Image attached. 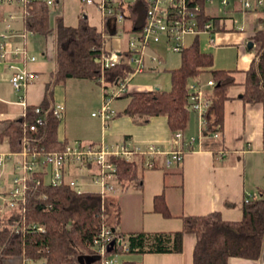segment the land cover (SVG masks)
Returning <instances> with one entry per match:
<instances>
[{"label":"trees","instance_id":"obj_1","mask_svg":"<svg viewBox=\"0 0 264 264\" xmlns=\"http://www.w3.org/2000/svg\"><path fill=\"white\" fill-rule=\"evenodd\" d=\"M47 0H27L22 5V26L25 31L45 37L53 34L54 68L45 84L43 97L38 106L47 110L43 125L36 131H28L27 125L34 122V107L26 106L24 114L14 119L0 121V143L5 139L9 152L21 149L24 142L39 152L59 151L65 141L56 138L58 120L52 107V87L69 78L87 79L112 85L128 79L132 74L128 62L129 52H119L120 62L111 68H101L99 58L106 54L103 49L101 31L89 25L85 16L76 27L67 26L57 14L49 22L50 10ZM200 5L199 26L210 18L204 13V2ZM128 21L125 32H139L144 24L145 5L143 0H126ZM255 40L260 42L255 59L245 71L243 91L240 98L246 103H259L264 110V33H258ZM180 63L169 70V89H151L125 94L127 102L115 116L125 115L136 124L146 123L150 117L164 116L168 129L173 133L182 131L189 118L187 109L188 84L201 73L208 75L214 84L209 89V106L204 114L206 138L219 133L222 121V103L227 98L226 89L233 84L227 70L213 69L212 57L202 51L194 36L191 43L180 51ZM20 119V120H19ZM136 162L119 161L116 178L119 185L128 187L133 182L141 186ZM35 174L28 182L24 202L16 209L0 217V264L15 256L29 260H41L43 264H79L78 257L93 258L88 244L99 230L106 226L115 231L119 221V207L110 197L101 198L93 191L76 193L67 185L35 184ZM152 211L162 217L170 213L162 193L152 198ZM113 215L114 223L109 224ZM181 228L168 232L139 231L125 237L127 250L115 247L110 253H179L182 236H194L192 264H226L228 257L257 259L264 244V197L244 199L241 217L238 221H225L218 212L199 216H181ZM41 228V230H39ZM112 232V231H111ZM109 253H107L108 255ZM96 260L92 264H96ZM120 264H139L123 260Z\"/></svg>","mask_w":264,"mask_h":264},{"label":"crops","instance_id":"obj_2","mask_svg":"<svg viewBox=\"0 0 264 264\" xmlns=\"http://www.w3.org/2000/svg\"><path fill=\"white\" fill-rule=\"evenodd\" d=\"M50 1L53 5L50 16L54 17L59 14L62 17V7L59 8L60 0ZM254 1L256 3L253 7L241 4L239 1L235 2L236 5L232 6V11L238 14L232 13L234 16L229 15L228 0L223 6L220 2V6L215 3V6L217 5L215 8L212 7L211 0L203 5L204 13L210 18L208 21L211 24L210 30L201 32L207 36V46L215 50V55L226 50L233 52V61H229L230 64L226 66H214L212 58L213 69L227 70L233 78V84L226 89L227 98L222 103L221 127L216 138H206L200 135L198 117L196 116L197 119L195 117L197 122L195 119L192 121L189 114L182 135L183 139L193 138L191 148L184 150L178 166L165 168L162 165V159L168 152L177 149L180 145L179 142L173 140L172 132L168 129L164 116L150 117L146 123L136 124L128 116L119 115L113 117L107 131L104 130L111 137L117 138L118 142L122 141L128 146L144 148L147 145H154L162 152L154 156L156 164L153 168H142L139 161L136 163L141 186H143L144 172H160L159 191L154 195L163 194L170 216L162 217L159 213L153 212L151 206L150 212L156 214L159 219H155L156 222L151 228L142 227L141 231H175L181 228V216H199L210 212H218L221 219L225 221H238L241 217V204L244 199L264 197V110L259 103H246L240 98L245 71L255 59L260 45V42L255 40V36L258 33H264V0ZM2 2H7L8 6L12 2L16 3L13 0H0V3ZM16 5L19 4L16 3ZM13 9H15L14 6ZM12 15H14L13 12L6 11V7L0 5V33L3 34L0 46L4 52L3 58L0 57V121L19 117L28 105H39L45 84L49 81L54 68L53 34L48 33L45 36L46 42L41 55L45 56L46 60H36L34 56L27 54L26 36L34 34L23 29L22 10L19 17L20 25L16 23L17 17ZM227 17L233 21H228ZM89 25L101 31L105 51L111 47L112 51L119 52L117 40L110 38L117 36L118 31L125 33L124 27L117 26L120 23H115L112 19H103L100 16L98 27L94 24ZM213 32L214 39L211 36ZM194 36L197 37L193 35V38ZM248 41L253 43L249 49L246 47ZM253 48L254 54L252 55L250 51ZM15 49H22L23 53L18 54ZM30 57H33V60H30ZM20 70L33 74V78L23 90V105L18 103L17 93L9 84L11 75ZM208 79L210 78L206 80ZM127 89L128 93H131L149 91L151 87L129 86L128 88L127 86ZM51 104L60 107L61 120H63L66 110L62 105H55L53 91ZM60 123L63 124L59 121L58 124ZM56 138L59 141L68 142L64 133L59 136L58 125ZM83 140L87 141L85 143L98 142L96 137L89 136H84ZM2 209L0 208V217L4 216ZM118 229L119 231L115 228V231L123 235L132 233L122 227ZM193 244V234L184 233L182 249L179 253L129 254L125 260H133L139 264H192ZM32 261L22 256H15L4 260L2 264H30ZM40 263L43 264L41 260ZM226 264H264V244L259 258L228 257Z\"/></svg>","mask_w":264,"mask_h":264},{"label":"built area","instance_id":"obj_3","mask_svg":"<svg viewBox=\"0 0 264 264\" xmlns=\"http://www.w3.org/2000/svg\"><path fill=\"white\" fill-rule=\"evenodd\" d=\"M9 1V0H8ZM17 4L24 5L27 0H14ZM82 3L94 4L100 16L103 19H112L115 23H121L127 15L125 8L126 0H80ZM204 3L210 0H202ZM51 4L50 0L46 1ZM145 5L144 24L139 32L131 33L127 40V51L129 52L128 62L133 63L134 72H140L144 69L143 65V49L150 48L152 45H160L164 50L179 51L184 47L180 43V39L185 35H197L211 28L209 21H205L199 26L200 5L197 0H143ZM223 6L225 0H220ZM244 5H247L246 3ZM3 34L0 33V39ZM0 46V57L3 58L4 52ZM16 53H23L22 49H15ZM151 57V61L158 59ZM33 60V57L29 58ZM120 62L119 52H107L99 58L101 68H111ZM33 78V74L20 70L13 73L9 79L11 88L18 92V103L23 105V95L20 91L24 90L26 84ZM128 79L115 82L112 85L103 84L102 102L100 107L91 116L98 117L103 127H105L114 117V113L110 108V103L114 98L120 97L126 87ZM214 82L211 79L204 83L193 80L188 84V100L187 109L196 114L198 117V131L203 135L205 131V119L209 106V89ZM52 116L60 121L62 112L60 107L52 106L50 109ZM47 110L43 112L38 106L34 107V122L28 124V131L34 132L37 126L43 125ZM24 112L22 113V115ZM217 133L211 135L212 138L217 137ZM175 142H179L180 147L168 152L162 159V165L165 168L178 166L182 160L184 150H189L193 143V138L183 139L182 131L172 133ZM162 154V152L154 145H147L144 148L131 147L124 142L108 144L101 142H65L59 151L39 152L34 146L28 142H24L21 149L16 152L0 154V165L10 157H16V161L11 164V181L10 187H0V200L3 202V209H16L18 204L24 202V195L28 188V182L31 178L38 174L40 178L35 179V184L44 183L43 175H50V185H67L76 193L84 192L71 175V168L78 170L86 169L89 171V179L93 184L99 186L97 193L101 198L109 197V193L113 191L112 182L119 185L116 178V168L119 161L137 162L139 161L142 168H153L156 164L154 156ZM41 230V228H39ZM113 240V247H121L125 252L127 250L126 242L122 237L115 235L111 230L101 225L90 243L88 249L93 255L98 256L96 264H113L114 259L108 258L106 247ZM119 241V245L117 244Z\"/></svg>","mask_w":264,"mask_h":264},{"label":"rangeland","instance_id":"obj_4","mask_svg":"<svg viewBox=\"0 0 264 264\" xmlns=\"http://www.w3.org/2000/svg\"><path fill=\"white\" fill-rule=\"evenodd\" d=\"M5 1V0H4ZM14 1V0H13ZM95 1V0H94ZM212 7L215 8L219 5L220 0H211ZM227 1V0H226ZM239 1L241 4H248L251 7L254 6L256 1L254 0H228V7L230 10L229 15L234 16L232 9ZM236 2V3H235ZM13 3V4H12ZM9 6L7 2H2L0 5L6 7V11L13 12L17 17L16 23L20 25V14L22 10L21 4L16 5L12 2ZM215 3L217 5L215 6ZM235 3V4H234ZM15 4V5H14ZM12 5V6H11ZM56 4H54L55 6ZM13 6L15 9H13ZM220 6V5H219ZM226 6V7H227ZM233 6V7H232ZM62 7V8H61ZM59 8L62 12V21L65 25L76 27L78 25L79 19L82 15L86 16L85 20L88 24H94L98 27L100 21V14L94 4L82 3L80 0H60ZM49 9H53V5H49ZM232 11V12H231ZM5 12V11H4ZM220 12V11H218ZM238 14V13H237ZM53 16L49 17V22L51 26L53 23ZM228 18V17H227ZM7 19V16H6ZM9 21V20H8ZM228 21H233L228 18ZM235 22V21H234ZM118 27L128 28V21H124L117 25ZM1 27V25H0ZM117 27V28H118ZM119 29V28H118ZM131 33H118L117 36L110 38L111 40H117V47L119 52L127 50V40L128 35ZM214 32L211 34L212 38ZM132 36V35H131ZM26 41V50L27 54L34 56L36 60L45 61V56L41 55L42 48L45 46L46 39L40 35H27ZM198 46L201 50L210 52L213 58L214 66H226L229 61H233V52L232 51H221L216 53L215 50L207 46V36L203 33L197 34ZM193 40V35H185L180 39L182 46H187ZM108 47V44H106ZM244 47V46H243ZM245 49V47H244ZM107 52H113L111 47H108ZM251 54H254V48L250 51ZM143 65L144 69L140 72H134L128 78L126 82V87L123 94L120 97L114 98L110 103V108L116 117V113L120 112L122 107L126 104L125 94L128 93L127 86L147 88L151 89H169V70L176 68L180 63V54L177 51H172L170 49H163L160 45H152L150 48L143 49ZM159 57L155 61H151V57ZM131 69L134 70L135 66L133 63L130 64ZM101 79H103V72H101ZM208 78V75L201 73L197 76L196 80L199 83H204ZM53 100L55 105L59 104L64 107L66 110L64 119L60 121L63 124H58V134L61 136L63 133L66 136L68 142L82 141L84 136L96 137L98 142H105L108 144L117 143V138L111 137L107 131L109 124L105 127L102 126L101 121L98 117L91 116V113H95L100 107L102 102V87L101 84L94 82L92 80L86 79H67L64 82L57 83L53 87ZM15 92V91H14ZM17 95L19 94L18 92ZM23 95V90L20 91ZM14 98V97H13ZM190 120L195 119L196 114L189 111ZM197 119V117H196ZM195 121L197 122V120ZM194 122V123H196ZM196 125V124H195ZM114 138V139H113ZM90 142V141H89ZM97 141H93L96 143ZM8 147L5 139L0 143V154H7ZM16 161V157H10L9 160L5 161L3 165H0V187L9 188L10 181L12 178L11 175V164ZM71 175L73 176L75 182L80 185L83 191H98L99 186L93 184L89 179V171L86 169L78 170L76 168H71ZM140 173V172H139ZM173 173V172H167ZM43 182L46 184L49 182L50 175H43ZM250 176V175H249ZM160 184V172L159 171H148L143 173V186L136 187L133 185V182H128V187L124 190L120 185L115 182L111 183L113 186V191L109 193V197L117 203L119 207V221L116 229L119 231L118 227H122L125 230L135 233L139 232L143 228H151L152 225L156 222L158 216L150 212L152 206V198L155 193L159 191ZM3 202L0 200V208H2ZM2 214L5 217L9 210L2 209ZM156 219V220H155ZM113 215L109 218V224L114 223ZM126 235L122 236V239L125 241ZM128 253H118V254H108V258L114 259L113 264H120L125 258H128ZM30 264H41L40 260H33Z\"/></svg>","mask_w":264,"mask_h":264},{"label":"water","instance_id":"obj_5","mask_svg":"<svg viewBox=\"0 0 264 264\" xmlns=\"http://www.w3.org/2000/svg\"><path fill=\"white\" fill-rule=\"evenodd\" d=\"M253 45V43L251 41H248L246 47L249 49L251 48ZM20 120V119H19ZM111 231L113 232L114 230L111 229ZM117 244L119 245V241H117ZM112 247H113V240H111L107 247H106V252L107 253H110L112 251ZM98 259V256L94 255L93 258H87V257H82V256H79L78 257V262L79 264H92V262H94L95 260Z\"/></svg>","mask_w":264,"mask_h":264}]
</instances>
